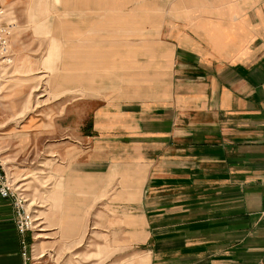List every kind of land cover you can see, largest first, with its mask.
<instances>
[{"label":"rangeland","instance_id":"obj_1","mask_svg":"<svg viewBox=\"0 0 264 264\" xmlns=\"http://www.w3.org/2000/svg\"><path fill=\"white\" fill-rule=\"evenodd\" d=\"M137 1L0 0V199L27 235L25 262L149 264L152 242L132 215L140 152L124 118L112 125L126 100L168 91L164 27Z\"/></svg>","mask_w":264,"mask_h":264},{"label":"crops","instance_id":"obj_2","mask_svg":"<svg viewBox=\"0 0 264 264\" xmlns=\"http://www.w3.org/2000/svg\"><path fill=\"white\" fill-rule=\"evenodd\" d=\"M136 5L154 8L157 55L170 56L158 63L167 95L126 100L112 123L125 119L140 152L132 215L152 242L149 264H264V0ZM12 216L0 199V264H35Z\"/></svg>","mask_w":264,"mask_h":264},{"label":"built area","instance_id":"obj_3","mask_svg":"<svg viewBox=\"0 0 264 264\" xmlns=\"http://www.w3.org/2000/svg\"><path fill=\"white\" fill-rule=\"evenodd\" d=\"M2 14H3V10L0 9V21L2 20ZM6 46H7V41H6V34L4 32V30L2 29V26H0V62H4V53L6 50ZM0 86H1V78H0ZM5 190L4 187H0V195H5Z\"/></svg>","mask_w":264,"mask_h":264}]
</instances>
